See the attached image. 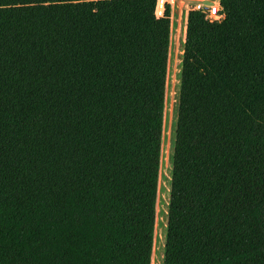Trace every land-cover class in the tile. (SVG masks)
I'll return each instance as SVG.
<instances>
[{"label": "trees", "instance_id": "16d2710c", "mask_svg": "<svg viewBox=\"0 0 264 264\" xmlns=\"http://www.w3.org/2000/svg\"><path fill=\"white\" fill-rule=\"evenodd\" d=\"M219 3L186 16L163 264H264V0ZM172 18L0 0V264L153 262Z\"/></svg>", "mask_w": 264, "mask_h": 264}, {"label": "rangeland", "instance_id": "374dc122", "mask_svg": "<svg viewBox=\"0 0 264 264\" xmlns=\"http://www.w3.org/2000/svg\"><path fill=\"white\" fill-rule=\"evenodd\" d=\"M213 0H207L203 4L210 5ZM171 5V14L174 20L173 50L169 67V83L165 94L164 104V140L161 146L159 185L156 200V243L154 248L153 264L163 262L164 243L167 226V213L169 203V189L171 182L172 155L179 103L181 60L184 49V15L191 9H195L200 0H168ZM162 11V3L158 7V13Z\"/></svg>", "mask_w": 264, "mask_h": 264}, {"label": "built area", "instance_id": "2783aa9c", "mask_svg": "<svg viewBox=\"0 0 264 264\" xmlns=\"http://www.w3.org/2000/svg\"><path fill=\"white\" fill-rule=\"evenodd\" d=\"M200 1L201 4H198L195 10L201 11L208 21H220L224 18V13L220 6L219 0H213L210 5L203 4V2L207 0Z\"/></svg>", "mask_w": 264, "mask_h": 264}, {"label": "bare ground", "instance_id": "6f19581e", "mask_svg": "<svg viewBox=\"0 0 264 264\" xmlns=\"http://www.w3.org/2000/svg\"><path fill=\"white\" fill-rule=\"evenodd\" d=\"M175 0H173V2H174ZM174 17V16H173ZM184 36H185V31H184ZM184 38V37H183ZM173 39H174V20H173V18H172V43H171V56H172V50H173ZM184 44V43H183ZM170 60H171V58H170ZM181 64V63H180ZM181 69V68H180ZM181 73V72H180ZM168 83H169V79H168ZM155 243H156V241H155Z\"/></svg>", "mask_w": 264, "mask_h": 264}, {"label": "crops", "instance_id": "0c3cea01", "mask_svg": "<svg viewBox=\"0 0 264 264\" xmlns=\"http://www.w3.org/2000/svg\"><path fill=\"white\" fill-rule=\"evenodd\" d=\"M187 16V15H186ZM185 15H184V18H183V23H185ZM163 259V258H162ZM153 262H154V259H153ZM153 262H152V259H151V264H153ZM156 264H157V262H156ZM159 264V263H158ZM161 264H163V262L161 263Z\"/></svg>", "mask_w": 264, "mask_h": 264}]
</instances>
